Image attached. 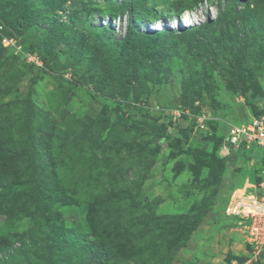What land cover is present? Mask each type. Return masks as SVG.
<instances>
[{"label": "rangeland", "instance_id": "1", "mask_svg": "<svg viewBox=\"0 0 264 264\" xmlns=\"http://www.w3.org/2000/svg\"><path fill=\"white\" fill-rule=\"evenodd\" d=\"M116 1L0 0V264H264L231 211L264 203V148L227 139L264 110V0ZM154 26L180 34L139 61Z\"/></svg>", "mask_w": 264, "mask_h": 264}, {"label": "trees", "instance_id": "2", "mask_svg": "<svg viewBox=\"0 0 264 264\" xmlns=\"http://www.w3.org/2000/svg\"><path fill=\"white\" fill-rule=\"evenodd\" d=\"M198 5V3H200L202 0H194ZM117 3L119 4H125L127 6V8L131 9L137 5H139L142 1L141 0H133L131 2H126V1H116ZM116 2H113V3H109L108 4V7L112 8L114 7L115 5H117ZM184 8H181L183 7ZM183 6H180V7H177L176 9V14L177 15H181L185 10L187 9H191L192 6H188V4H183ZM191 7V8H189ZM171 9V8H170ZM236 11V9H235ZM237 13H239L238 11H236ZM221 17V16H220ZM152 23H155V22H152ZM208 24H211L208 23ZM207 24V25H208ZM131 25V24H130ZM207 25H201V26H197L193 29H186L185 31H183L184 33L181 34L182 36H185V37H192V36H195L197 35L198 33H200L201 31L205 30V27ZM130 30H131V26H130ZM140 30V29H139ZM206 31V30H205ZM132 34H134V42H137V45H141V48L144 47V49H142L141 53L142 55L139 57V61H144L145 58H147V56H151V54L155 55L157 54L158 51H160L161 47L164 45L163 43V37L167 34H170V35H175V36H178L180 33L178 32H175V31H168V30H165V31H161V32H141V31H136L135 29H133V31H131ZM131 32H130V35H131ZM7 34L10 36V37H16V38H19L20 35L13 31V29H9L7 31ZM128 36L124 42V46L127 48H132V43H130V38L131 36ZM132 41V40H131ZM34 45L32 44L30 47H29V51H34ZM121 52L123 53V49L121 48ZM120 51H115V50H105L104 53L108 55L110 61H109V64L107 66V69L106 70H103V69H93L91 71L88 72L89 74V78L88 80L86 79L85 81L82 80V83L83 84H92L96 81H100L103 85L104 83H106L108 81V71L109 69L111 70V72H114L116 70V67L120 66L122 64V56L120 54H122ZM196 54H204L201 50H196L195 51ZM43 63L46 65V66H49V62H48V59L45 58L44 56L41 57ZM240 88H242L240 86ZM99 90H103V86H101L99 88ZM264 97V96H263ZM185 102V101H184ZM185 104V103H184ZM259 115L261 114H264V110H262L260 113H258ZM172 118H176L175 116H172ZM170 120L168 122V124H157V123H153L154 125V130L156 131L157 134H163L164 131L163 129H165V132L166 130H168V128L171 126V128L175 127V122L174 120ZM193 126H189L186 130H179L180 131V135H183L187 140H190L191 139V135L193 133ZM261 154L260 153H257V156H260ZM264 156V154H263ZM262 161L264 162V159L262 158ZM103 252V255L105 254L104 251ZM103 261L105 262H97L96 264H115V263H112V259L111 260H107L106 258H101Z\"/></svg>", "mask_w": 264, "mask_h": 264}, {"label": "built area", "instance_id": "3", "mask_svg": "<svg viewBox=\"0 0 264 264\" xmlns=\"http://www.w3.org/2000/svg\"><path fill=\"white\" fill-rule=\"evenodd\" d=\"M244 143L250 145L254 144L261 148H264V114L259 115L254 122L249 126H237L231 129L228 136V144L234 148H241ZM264 193V178L260 184ZM258 204V205H257ZM232 214L240 215L245 212V219H247L244 229L250 235V241L256 245V252L261 251L263 248V242L259 244L258 238L263 234L264 230V203L261 201L258 203L256 197L250 199L245 197H239L233 201L231 206ZM243 224V223H242ZM244 225V224H243ZM258 237V238H257ZM258 249V251H257Z\"/></svg>", "mask_w": 264, "mask_h": 264}, {"label": "clouds", "instance_id": "4", "mask_svg": "<svg viewBox=\"0 0 264 264\" xmlns=\"http://www.w3.org/2000/svg\"><path fill=\"white\" fill-rule=\"evenodd\" d=\"M189 9H187V10H185L180 16H179V18H178V20L180 21V24H181V26H182V24L185 26V27H180L182 30H186V29H193V28H195V27H197V26H201V25H203L205 22H203V21H201L200 23H199V21H198V19H196V18H193L192 19V22L193 23H190L189 25H187V24H185V22L184 21H186L187 20V17L189 18V16H190V13H189ZM152 24H154V23H152ZM156 24V23H155ZM151 30H152V32H161V31H165V30H168V31H175V32H179L178 31V29H175L174 27H171V28H163L162 30L161 29H159V27H151ZM6 41L7 42H9V44H12V43H14L15 42V40L12 38V39H6ZM174 115V114H173ZM175 116V115H174ZM228 136H229V134H227V139H228ZM260 149H262V148H260ZM263 178H264V175H263ZM263 178H262V181H263ZM254 197V196H253Z\"/></svg>", "mask_w": 264, "mask_h": 264}]
</instances>
